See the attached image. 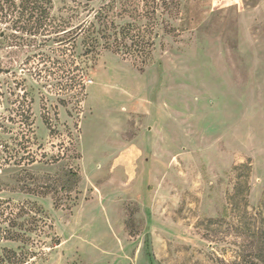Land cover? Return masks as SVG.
Returning <instances> with one entry per match:
<instances>
[{
    "label": "rangeland",
    "instance_id": "rangeland-1",
    "mask_svg": "<svg viewBox=\"0 0 264 264\" xmlns=\"http://www.w3.org/2000/svg\"><path fill=\"white\" fill-rule=\"evenodd\" d=\"M52 1L0 23V254L264 264V0Z\"/></svg>",
    "mask_w": 264,
    "mask_h": 264
},
{
    "label": "trees",
    "instance_id": "trees-1",
    "mask_svg": "<svg viewBox=\"0 0 264 264\" xmlns=\"http://www.w3.org/2000/svg\"><path fill=\"white\" fill-rule=\"evenodd\" d=\"M85 1L90 4L95 0ZM52 4V0H0V23L6 25L11 22L17 30H29L31 34H35L48 20ZM5 37L6 32L1 29L0 40ZM235 195H233V198L236 197ZM215 221H218V219ZM5 239L25 243L24 236L20 234H9ZM21 256L16 251L5 248L3 253L0 254V264H22L24 258Z\"/></svg>",
    "mask_w": 264,
    "mask_h": 264
}]
</instances>
